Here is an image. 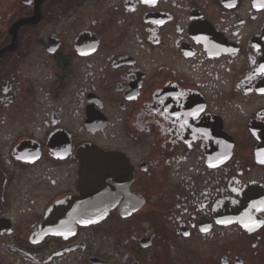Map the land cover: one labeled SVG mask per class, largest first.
<instances>
[{"label":"flooded vegetation","instance_id":"af4514ba","mask_svg":"<svg viewBox=\"0 0 264 264\" xmlns=\"http://www.w3.org/2000/svg\"><path fill=\"white\" fill-rule=\"evenodd\" d=\"M89 161L123 191L101 221L74 213ZM244 201L253 234L232 223ZM248 257L264 263V0H0V264Z\"/></svg>","mask_w":264,"mask_h":264},{"label":"water","instance_id":"95a60500","mask_svg":"<svg viewBox=\"0 0 264 264\" xmlns=\"http://www.w3.org/2000/svg\"><path fill=\"white\" fill-rule=\"evenodd\" d=\"M95 169L91 167L90 161L84 169L82 178V196L73 201L74 213L78 216H82L83 220L88 221H101L107 214L112 204L110 203L114 197L118 194H122L121 189H107L101 179L97 181H91L90 177L94 176ZM98 205L97 211L94 208ZM249 206H253L252 203L248 204L246 201L233 206L232 221L238 222L245 231L253 233L259 228L258 222L253 215L252 217H246L245 213L249 210ZM245 210V211H244Z\"/></svg>","mask_w":264,"mask_h":264},{"label":"rangeland","instance_id":"374dc122","mask_svg":"<svg viewBox=\"0 0 264 264\" xmlns=\"http://www.w3.org/2000/svg\"><path fill=\"white\" fill-rule=\"evenodd\" d=\"M236 234L240 235V233H236L235 231H233V233H232L233 245H234V242L237 243L236 240H238V238L236 237ZM240 237H241V236H240ZM241 238H242V237H241ZM240 240H242V239H240ZM249 247L251 248L252 245H249ZM245 261L247 262V264H259V261L254 260V259H252V258L250 259L249 257L246 258ZM246 262H245V264H246ZM263 264H264V263H263Z\"/></svg>","mask_w":264,"mask_h":264}]
</instances>
